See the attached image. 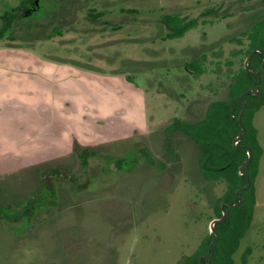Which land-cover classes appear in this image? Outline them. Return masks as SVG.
Instances as JSON below:
<instances>
[{
    "label": "rangeland",
    "instance_id": "374dc122",
    "mask_svg": "<svg viewBox=\"0 0 264 264\" xmlns=\"http://www.w3.org/2000/svg\"><path fill=\"white\" fill-rule=\"evenodd\" d=\"M21 1L0 0V264H185L226 185L164 129L227 98L245 60L232 39L264 0H39L8 20ZM164 14L197 25L168 37ZM203 54L204 73L186 70ZM253 122L263 154L236 264L247 247L264 264V106Z\"/></svg>",
    "mask_w": 264,
    "mask_h": 264
},
{
    "label": "trees",
    "instance_id": "16d2710c",
    "mask_svg": "<svg viewBox=\"0 0 264 264\" xmlns=\"http://www.w3.org/2000/svg\"><path fill=\"white\" fill-rule=\"evenodd\" d=\"M27 2L28 0H22L18 6L11 7V12L6 18L8 20L18 18L23 12L22 9L27 7ZM90 16L95 18L94 15L90 14ZM161 20L165 25L178 29L168 37L182 36L185 31L197 25L194 20L183 24L184 18L178 14H164ZM244 41L246 42L245 59L253 49L257 48L259 51L252 53L246 67L243 61L241 67L230 73L227 98L209 103L205 116L200 120L181 122L174 119L164 129V146L168 150L171 149V147L169 149V135L172 131L179 130L187 134L198 146V166L202 176L207 181H221L226 185L225 192L217 201L214 209L215 218H220L222 210H225V218L214 224V230L218 233V237L215 233L209 232L197 250L186 257L185 264H200L199 259L202 256L205 258L202 257L201 264H236L234 253L239 247L241 238L249 229L252 219L256 202L254 181L263 154L258 140V129L253 120L255 113L264 106V69L261 66L264 58V17L249 30L242 32L239 38L232 39V42L241 45ZM205 59L204 54L194 57L186 62V70L194 75H201L204 73ZM247 68L257 70L260 75V93L258 95L255 93L243 95L247 90L255 91L257 89V75ZM240 97L242 98L240 99ZM239 100H241L240 104ZM241 125L245 131L240 140L234 144ZM89 149V147L86 148V150ZM247 149L251 150L250 160L244 169H240L248 157ZM246 175L251 181V186L236 194L238 189L246 186ZM239 200L241 203L235 206L225 204L223 208L221 207L223 202L235 204ZM214 240L215 243L211 248L210 244ZM250 253L251 247H247L238 264H248Z\"/></svg>",
    "mask_w": 264,
    "mask_h": 264
},
{
    "label": "water",
    "instance_id": "95a60500",
    "mask_svg": "<svg viewBox=\"0 0 264 264\" xmlns=\"http://www.w3.org/2000/svg\"><path fill=\"white\" fill-rule=\"evenodd\" d=\"M254 51H259V49H253L252 50V52L246 57V59L244 60V65H245V67L247 66V64H248V61H249V59H250V57H251V55H252V53L254 52ZM262 65H263V67H264V58H263V61H262ZM248 70H251L253 73H255L256 75H257V78H258V81H257V89L254 91V90H247V91H245L244 93H243V95H245V94H248V93H255L256 95H258L259 93H260V88H259V86H260V82H261V78H260V75L258 74V72H257V70H255V69H252V68H247ZM242 95V96H243ZM242 97H240V99H241ZM239 103H241V100H239ZM243 107H245V105H243ZM245 131V129H244V127L241 125V130L238 132V134H237V137H236V139L234 140V144H236L239 140H240V137H241V135L243 134V132ZM250 152H251V150L250 149H247V153H248V157H247V159H246V161H244V163L241 165V167H240V169H244L245 168V166L247 165V163L249 162V160H250ZM246 178H247V184H246V186L245 187H243V188H241V189H238L237 190V192H236V194H238L242 189H248L250 186H251V181H250V179L248 178V176L246 175ZM241 203V200H239L237 203H235V204H231V203H229V202H223L222 204H221V207L223 208L224 207V205L226 204V205H228V206H235L236 204H240ZM225 218V210L223 209L222 210V216L220 217V218H214L211 222H210V232H213V233H215V235H216V237H218V233H216L215 232V230H214V224L217 222V221H222L223 219ZM215 243V240L210 244V247L212 248L213 247V244ZM199 263L201 264V258L199 259Z\"/></svg>",
    "mask_w": 264,
    "mask_h": 264
},
{
    "label": "flooded vegetation",
    "instance_id": "af4514ba",
    "mask_svg": "<svg viewBox=\"0 0 264 264\" xmlns=\"http://www.w3.org/2000/svg\"><path fill=\"white\" fill-rule=\"evenodd\" d=\"M27 4H28L27 7L24 10L22 9V11H23L22 14H24V13H25V15L30 14V13L32 14L34 11H36L38 9V7H40L39 0H28ZM261 66L263 67L262 63H261ZM263 69H264V67H263ZM238 103H239V101H238ZM169 152L170 151H168V153ZM202 257L205 258L204 256H202ZM202 257H201V259H202Z\"/></svg>",
    "mask_w": 264,
    "mask_h": 264
}]
</instances>
